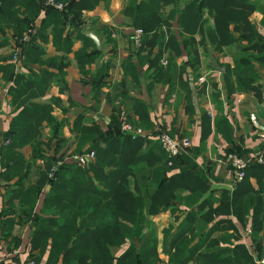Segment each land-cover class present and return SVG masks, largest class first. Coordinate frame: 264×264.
<instances>
[{"label": "trees", "instance_id": "1", "mask_svg": "<svg viewBox=\"0 0 264 264\" xmlns=\"http://www.w3.org/2000/svg\"><path fill=\"white\" fill-rule=\"evenodd\" d=\"M56 1L65 5L63 11L37 0H0V33L5 28L14 33L24 56L23 64L57 65L53 59L43 60L45 53L37 41L47 40V28L51 22H65L67 17L79 21L81 7L69 0ZM255 9L256 5L251 0H192L183 8H180V0H129L124 13L133 26L144 33L139 51L146 52L155 78L176 73L173 56H170L171 61L169 59L166 68L161 64L166 51L180 55L184 49L194 56L190 62L194 68L198 63L194 36L200 34V44L205 46L208 43L216 50L233 43L239 45L240 56L235 68L227 73H237L240 89H246L258 81L259 72L255 64L264 65V39L261 44L258 42L259 36L249 21ZM42 11L47 20L39 30H34L35 20ZM206 13L213 19L211 26L207 25ZM174 19L180 27L181 43L171 29ZM61 26L55 30L56 38L61 34ZM81 36L92 45L89 37ZM243 42L249 45L244 46ZM5 45L7 42L1 40L0 49ZM155 47L159 52L152 59L150 55ZM86 49L87 46L78 54L86 62L100 56L94 46L89 54ZM110 67L109 63L103 64L102 78ZM4 70V73H13V65ZM46 76L18 81L12 92L24 107L1 138L2 142L9 143L0 146L1 152L10 154L6 171L12 173L10 177H18L13 191L7 193L8 208L15 209L14 201L19 200L26 221L32 223L31 246L39 254L33 260L35 264H39L47 252L45 264H160L156 230L147 220L168 209L172 210L178 225L164 231L163 251L169 258L167 264H256V260L263 256L264 237L258 234L264 231V205L257 191L251 187L250 177L260 173L256 178L261 183L264 180V163L251 164L244 179L232 192L212 191L205 197L209 187L203 176L191 172L170 175L179 167L181 156L169 159L155 134L134 138L121 132L120 114L106 132L95 123L77 126L78 120L75 124L74 128L80 134V146L90 144L86 151L77 154L94 152L96 155L95 163L88 170L63 163L57 167L54 177L49 178L51 170L64 160V156L49 158L43 155L41 159L45 161V167L39 170L36 185L23 187L31 163L24 160L16 148L36 140L41 124L53 121L50 110L34 102L44 94L51 81L50 74ZM62 77L60 74L59 78ZM138 106L142 112V104ZM146 116L144 111V114H139L140 124L131 122L149 131L153 128ZM206 116L209 119L207 113ZM47 187L50 189L42 210L35 215L39 195ZM176 203L186 209L174 208ZM249 213H252L256 257L239 243L234 232L230 233L236 229L228 218L234 216L244 224ZM218 217L222 218L215 220ZM22 222L4 221L5 234L12 235L14 227L21 231L24 227ZM148 226L152 229L145 234L143 231ZM13 235L17 245L19 233ZM127 243H130L128 249L117 255L116 250Z\"/></svg>", "mask_w": 264, "mask_h": 264}, {"label": "crops", "instance_id": "2", "mask_svg": "<svg viewBox=\"0 0 264 264\" xmlns=\"http://www.w3.org/2000/svg\"><path fill=\"white\" fill-rule=\"evenodd\" d=\"M37 1L48 6V0ZM128 1L69 0L70 3L81 7V19L77 21L74 17H67L65 22H51L47 28V40L37 41V45L45 53L43 60H55L57 65L54 67L39 63L14 64L11 55L18 39L10 28H5V31L0 33V41L7 42V45L0 49V140L10 130L13 119L24 107L12 92L17 88L18 81L25 82L50 74L51 81L46 86L47 89L44 94L34 99V102L48 108L53 121H44L41 124L36 140L16 148L23 159L31 163L29 179L37 172L38 180L39 170L45 167L44 160H37L41 156L65 157L71 153L86 151L90 147V144L80 146V134L74 128L78 120L80 123L77 126L95 123L106 132L113 119L122 111H126L130 121L137 124H140L139 114H144L145 111L153 129L159 127L174 138H188L191 141L190 149L179 158V167L172 170L170 175L191 172L203 176L209 187L205 197L212 191L232 192L238 183H235L232 168L224 162L227 155L236 153L246 160H251L259 152H264V141L259 139L250 122V115L255 114L264 124V65L255 64L259 72L257 83L252 88L240 89L237 73H227L235 68V62L240 56L239 45L233 43L216 50L208 43L202 46L201 36L196 34L194 44L198 63L195 67L190 66L194 56L184 49L180 55L166 51L161 64L166 68L169 59L171 61L170 56H173L176 73H170L165 78H155L146 52L139 51L143 38L140 45L134 43V32L138 28L133 26L130 18L124 13ZM191 1L180 0V8ZM251 1L256 5V9L250 15L249 21L254 26L259 36L258 42L261 44L264 39V0ZM176 19L171 29L181 43L180 27ZM205 19L208 26L214 23L208 13L205 14ZM44 20L46 22L47 18L42 11L35 20L34 30H39ZM60 25L61 34L56 38L55 30ZM87 32L96 37L97 43L91 38L90 40L100 52V56L92 62L78 57L86 46L88 54L93 51L90 42L81 36H86ZM184 36L186 37V34ZM66 44H69V49L64 48ZM243 45L248 46L249 43L243 42ZM158 52L159 48L155 47L151 58ZM107 63L111 67L102 78L101 67ZM10 64L13 65V73H4V68ZM42 71L50 73H40ZM60 74L63 75L62 78H59ZM203 78L204 80L200 81ZM138 104H142V112ZM9 155L0 151V264H28L39 255L31 246L32 223L24 225L21 231L19 228H13V234L19 233L17 240L20 242L17 245L14 235L4 232V221L26 220L19 200L14 201L16 210L8 208L7 193L13 191L18 180V177L12 178V173L6 171ZM260 175L258 172L252 175L250 185L262 198L264 205V180L259 183L256 178ZM37 180H26L23 187L35 186ZM49 189L47 187L40 193L34 209L35 215L41 212ZM173 207L186 209L180 203ZM228 219L234 223L236 229L230 233L234 232L239 243L245 245L253 257H256L252 237V213L247 215L244 224L234 216ZM148 221L156 227L158 251L162 261L160 264H167L169 258L163 251L164 231L170 226L176 227L178 223L174 221L171 209L150 217ZM160 224L166 226L158 232L157 227L159 228ZM148 231L147 227L143 232L146 234ZM258 236L264 237V231ZM129 246L130 243L125 244L116 250V254H123ZM47 255L48 252L39 264H45Z\"/></svg>", "mask_w": 264, "mask_h": 264}, {"label": "built area", "instance_id": "3", "mask_svg": "<svg viewBox=\"0 0 264 264\" xmlns=\"http://www.w3.org/2000/svg\"><path fill=\"white\" fill-rule=\"evenodd\" d=\"M48 6L53 7L57 10L63 11L65 5L62 3L57 2L56 0H48ZM143 31L141 29H137L134 32V43L136 45H140L141 40L143 38ZM14 64L20 65L24 61V56L22 54L21 48L16 46L13 51V58ZM166 65V62H164ZM201 79L200 81H203ZM121 132L125 134L132 135L135 137H146V136H153L155 134V138L160 142L163 150L166 152L169 159H176L186 153L191 147V141L188 138L177 139L172 137L166 130L156 127L153 131H146L139 126L134 125L130 119L126 111H122L119 115ZM250 122L253 128L256 131L257 136L259 139L264 141V124L260 122L258 117L255 114L250 115ZM9 142H2L0 140V146L8 144ZM96 160V155L94 152H85L81 154L71 153L64 157V160L59 161L57 166L54 167L50 174L49 178L54 177V173L57 170V167L61 166L63 163L74 164L81 168H88L91 164H93ZM224 162H226L233 170L235 183L241 182L245 175L246 169L253 163L263 164L264 163V152H259L256 154L251 160H246L243 157L239 156L238 154L231 153L227 155ZM43 165V161L41 162ZM171 166V162L169 163ZM28 264H35V262L31 261ZM256 264H264V254L262 257H259L256 260Z\"/></svg>", "mask_w": 264, "mask_h": 264}, {"label": "rangeland", "instance_id": "4", "mask_svg": "<svg viewBox=\"0 0 264 264\" xmlns=\"http://www.w3.org/2000/svg\"><path fill=\"white\" fill-rule=\"evenodd\" d=\"M34 152V151H33ZM39 156V155H38ZM37 156V157H38ZM41 158L42 157H40L39 159H37V160H41ZM35 164L37 165V163L35 162ZM37 173V172H36ZM33 174V175H31V178L29 179V178H27V180L28 181H34V179L35 180H37V174ZM16 210V209H15ZM20 216H21V212H20ZM22 217H24V216H22ZM24 219H26L25 217H24ZM24 225H26V224H28V222L26 221V220H24L23 222H22ZM163 226H166V225H164V224H160V226H159V228L157 227V229H158V232H161V229L163 228ZM152 227L156 230V227H155V225H152ZM152 227H150V226H148V229L150 230V229H152Z\"/></svg>", "mask_w": 264, "mask_h": 264}, {"label": "water", "instance_id": "5", "mask_svg": "<svg viewBox=\"0 0 264 264\" xmlns=\"http://www.w3.org/2000/svg\"><path fill=\"white\" fill-rule=\"evenodd\" d=\"M86 36L89 37V38H91V39H93L95 41V43H97L96 37L91 32H87L86 33Z\"/></svg>", "mask_w": 264, "mask_h": 264}]
</instances>
